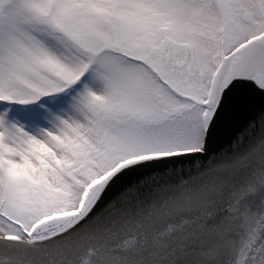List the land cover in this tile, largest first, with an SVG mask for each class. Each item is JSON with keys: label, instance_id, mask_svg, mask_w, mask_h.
Instances as JSON below:
<instances>
[{"label": "snow or ice", "instance_id": "obj_1", "mask_svg": "<svg viewBox=\"0 0 264 264\" xmlns=\"http://www.w3.org/2000/svg\"><path fill=\"white\" fill-rule=\"evenodd\" d=\"M0 264H264V0H0Z\"/></svg>", "mask_w": 264, "mask_h": 264}]
</instances>
